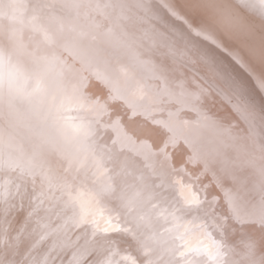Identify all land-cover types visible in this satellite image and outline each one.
Masks as SVG:
<instances>
[{"label": "bare ground", "instance_id": "obj_1", "mask_svg": "<svg viewBox=\"0 0 264 264\" xmlns=\"http://www.w3.org/2000/svg\"><path fill=\"white\" fill-rule=\"evenodd\" d=\"M0 151V264H264V0H0Z\"/></svg>", "mask_w": 264, "mask_h": 264}, {"label": "snow or ice", "instance_id": "obj_2", "mask_svg": "<svg viewBox=\"0 0 264 264\" xmlns=\"http://www.w3.org/2000/svg\"><path fill=\"white\" fill-rule=\"evenodd\" d=\"M9 76H10L13 80H15V79L18 78V74L15 73V72H10V73H9ZM37 90H38V89H37ZM260 221H261V223H264V210H262V212H261ZM178 238H182V237H178ZM186 246H187V242H186ZM191 253H195V254L198 255V254H200V250H199L198 248H189V254H191ZM181 255L183 256V255H185V253L182 252Z\"/></svg>", "mask_w": 264, "mask_h": 264}, {"label": "rangeland", "instance_id": "obj_3", "mask_svg": "<svg viewBox=\"0 0 264 264\" xmlns=\"http://www.w3.org/2000/svg\"><path fill=\"white\" fill-rule=\"evenodd\" d=\"M49 116L50 117H52V114H49ZM0 153H1V151H0ZM92 255H93V253L91 252V253H89L85 258H84V261H83V263H86L87 262V264H90L91 262H92V260H93V258H91L92 257ZM99 255H95L94 257H98ZM106 257V256H105ZM104 257V258H105ZM100 257H98V258H96V259H99ZM95 259V258H94ZM101 259H103V257H101ZM147 261H148V259H147Z\"/></svg>", "mask_w": 264, "mask_h": 264}]
</instances>
